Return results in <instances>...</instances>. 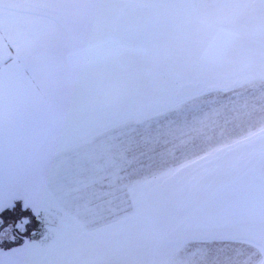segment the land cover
<instances>
[{"label":"snow or ice","instance_id":"6c2138e0","mask_svg":"<svg viewBox=\"0 0 264 264\" xmlns=\"http://www.w3.org/2000/svg\"><path fill=\"white\" fill-rule=\"evenodd\" d=\"M0 264H264V0H0Z\"/></svg>","mask_w":264,"mask_h":264},{"label":"trees","instance_id":"16d2710c","mask_svg":"<svg viewBox=\"0 0 264 264\" xmlns=\"http://www.w3.org/2000/svg\"><path fill=\"white\" fill-rule=\"evenodd\" d=\"M13 214V215H12ZM21 213H20V210L19 208L16 209L15 212H12V213H8L5 215V221L6 223H11L13 218H15L16 216H19ZM38 227V225H36L35 223L33 224H30L28 226H26L27 228V231L28 232L29 230H33V229H36ZM17 232L13 233L14 235L16 234ZM18 243V242H17Z\"/></svg>","mask_w":264,"mask_h":264},{"label":"rangeland","instance_id":"374dc122","mask_svg":"<svg viewBox=\"0 0 264 264\" xmlns=\"http://www.w3.org/2000/svg\"><path fill=\"white\" fill-rule=\"evenodd\" d=\"M13 215V214H12ZM34 230V229H33ZM33 230H29L28 232H25L23 234L16 233L15 235L18 236V240L16 241V245H19L22 243L25 239H29L33 237ZM18 242V243H17Z\"/></svg>","mask_w":264,"mask_h":264}]
</instances>
